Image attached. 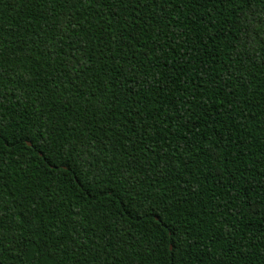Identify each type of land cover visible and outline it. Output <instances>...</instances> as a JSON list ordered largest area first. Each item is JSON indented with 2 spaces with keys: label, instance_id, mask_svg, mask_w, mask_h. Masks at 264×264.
<instances>
[{
  "label": "trees",
  "instance_id": "16d2710c",
  "mask_svg": "<svg viewBox=\"0 0 264 264\" xmlns=\"http://www.w3.org/2000/svg\"><path fill=\"white\" fill-rule=\"evenodd\" d=\"M0 264H264V0H0Z\"/></svg>",
  "mask_w": 264,
  "mask_h": 264
},
{
  "label": "water",
  "instance_id": "95a60500",
  "mask_svg": "<svg viewBox=\"0 0 264 264\" xmlns=\"http://www.w3.org/2000/svg\"><path fill=\"white\" fill-rule=\"evenodd\" d=\"M29 144L31 145L32 143H31V142H29Z\"/></svg>",
  "mask_w": 264,
  "mask_h": 264
}]
</instances>
